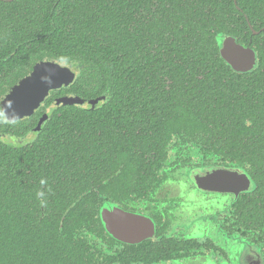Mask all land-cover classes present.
Returning <instances> with one entry per match:
<instances>
[{
	"label": "trees",
	"instance_id": "16d2710c",
	"mask_svg": "<svg viewBox=\"0 0 264 264\" xmlns=\"http://www.w3.org/2000/svg\"><path fill=\"white\" fill-rule=\"evenodd\" d=\"M222 33L256 50L254 70L222 59ZM261 42L264 0H0V102L40 61L80 72L19 128L0 109V134L19 138L48 112L31 142L0 136V264H84L83 237L106 231L99 198L115 192L103 166L129 161L118 150L164 151L176 131L246 149L264 182ZM103 94L95 109L55 104ZM144 160L136 154L137 167Z\"/></svg>",
	"mask_w": 264,
	"mask_h": 264
},
{
	"label": "flooded vegetation",
	"instance_id": "af4514ba",
	"mask_svg": "<svg viewBox=\"0 0 264 264\" xmlns=\"http://www.w3.org/2000/svg\"><path fill=\"white\" fill-rule=\"evenodd\" d=\"M71 68L76 81L80 72ZM66 96L78 97L84 101L79 107L91 109L108 97ZM29 118L10 125L19 128ZM38 132L30 129L19 144L34 140ZM0 136L5 141L16 137ZM163 138L164 151L118 150L129 161L118 154V165L103 166L113 168L104 184L113 182L115 192L107 189L98 206L115 205L139 219L128 241L106 231L83 237L84 264H264V182L246 163L248 151H218L211 133L180 130ZM136 154L145 158L139 167Z\"/></svg>",
	"mask_w": 264,
	"mask_h": 264
},
{
	"label": "water",
	"instance_id": "95a60500",
	"mask_svg": "<svg viewBox=\"0 0 264 264\" xmlns=\"http://www.w3.org/2000/svg\"><path fill=\"white\" fill-rule=\"evenodd\" d=\"M253 33L258 32L253 31ZM217 40L220 56L234 71L248 73L257 67L258 56L255 49L239 43L236 37L229 34H219ZM75 78L76 73L70 66L54 60L40 61L34 65L29 75L21 79L4 96L0 102V109L10 123L32 117L45 104L53 91L70 86ZM83 103V100L74 96L56 99L57 106H81ZM47 119L48 114L46 113L40 119L35 131H40ZM136 216L120 210L115 205L112 207L105 205L101 209V219L107 233L117 238L122 234L127 238L126 241L134 235V227L139 219Z\"/></svg>",
	"mask_w": 264,
	"mask_h": 264
},
{
	"label": "rangeland",
	"instance_id": "374dc122",
	"mask_svg": "<svg viewBox=\"0 0 264 264\" xmlns=\"http://www.w3.org/2000/svg\"><path fill=\"white\" fill-rule=\"evenodd\" d=\"M32 136V134L30 135V137ZM2 139H3V137H1ZM4 140V139H3ZM26 139H21V138H19V137H14V138H12V139H8V140H6V141H9V142H14V144H19V143H23L24 141H25ZM28 141H26V143H27ZM31 142V141H30ZM8 143V142H7Z\"/></svg>",
	"mask_w": 264,
	"mask_h": 264
}]
</instances>
